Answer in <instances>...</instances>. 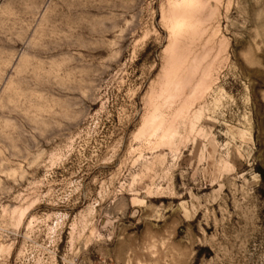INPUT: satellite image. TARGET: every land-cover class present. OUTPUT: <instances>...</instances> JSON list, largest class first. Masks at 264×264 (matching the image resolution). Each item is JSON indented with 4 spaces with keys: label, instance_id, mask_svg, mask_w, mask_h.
<instances>
[{
    "label": "rangeland",
    "instance_id": "1",
    "mask_svg": "<svg viewBox=\"0 0 264 264\" xmlns=\"http://www.w3.org/2000/svg\"><path fill=\"white\" fill-rule=\"evenodd\" d=\"M0 264H264V0H0Z\"/></svg>",
    "mask_w": 264,
    "mask_h": 264
}]
</instances>
